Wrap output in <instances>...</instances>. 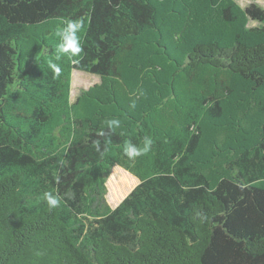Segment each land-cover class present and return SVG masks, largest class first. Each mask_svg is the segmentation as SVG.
<instances>
[{
	"label": "trees",
	"instance_id": "trees-1",
	"mask_svg": "<svg viewBox=\"0 0 264 264\" xmlns=\"http://www.w3.org/2000/svg\"><path fill=\"white\" fill-rule=\"evenodd\" d=\"M75 70L100 81L72 100ZM0 264H264V7L0 0Z\"/></svg>",
	"mask_w": 264,
	"mask_h": 264
},
{
	"label": "clouds",
	"instance_id": "clouds-1",
	"mask_svg": "<svg viewBox=\"0 0 264 264\" xmlns=\"http://www.w3.org/2000/svg\"><path fill=\"white\" fill-rule=\"evenodd\" d=\"M83 29V22L79 20H65L64 26L62 30L57 31L56 35L59 37V43L56 47V55L55 60L59 61L61 57H67L73 64L78 65L80 63L81 54L84 51L83 44L80 38L79 33ZM48 67L52 70L55 76H60L62 72L61 66L49 60ZM132 107H135V103L132 104ZM108 132H114L121 126V122L119 119L113 118L105 121ZM108 133L101 130L98 135L105 136ZM153 144V140L151 137L145 136L143 140V147H137L136 145L129 142L124 148V155L127 156L130 160H134L137 157L147 154L151 146ZM95 148L97 152H100V142H94ZM101 156H103V152H100ZM43 199L46 201L49 209L57 208L61 200L58 196L53 195L51 192L43 193Z\"/></svg>",
	"mask_w": 264,
	"mask_h": 264
},
{
	"label": "rangeland",
	"instance_id": "rangeland-1",
	"mask_svg": "<svg viewBox=\"0 0 264 264\" xmlns=\"http://www.w3.org/2000/svg\"><path fill=\"white\" fill-rule=\"evenodd\" d=\"M237 1L242 6H246L247 4L251 3L253 0H237ZM258 1H261L262 3H264V0H258ZM261 6H263V5H261ZM99 81H100V77L96 74H91L88 72L75 70L73 72V75H72V92H71L72 100H74L76 98V96L81 92V90L86 89V88L94 85L95 83H98ZM114 170L124 171L128 176H130V179H128V181L125 182L126 190H124V192L121 195L116 196L118 185H120V184L116 183V179H113L110 182V178L112 176V174H111V176L109 177V180H108V195H107L108 202H111V203L119 201L125 195L126 192L129 193L139 183V180L137 177H135L134 175H132L131 173H129L128 171H126L122 167L115 166L113 168L112 173L114 172ZM110 205L115 206L112 204H110Z\"/></svg>",
	"mask_w": 264,
	"mask_h": 264
},
{
	"label": "crops",
	"instance_id": "crops-1",
	"mask_svg": "<svg viewBox=\"0 0 264 264\" xmlns=\"http://www.w3.org/2000/svg\"><path fill=\"white\" fill-rule=\"evenodd\" d=\"M258 2V4H260V5H263L264 6V3H262L261 1H258V0H253L252 2ZM256 2V3H257ZM250 4V3H249ZM248 5V4H247ZM128 195V193L126 192L125 193V195L119 200V201H117V202H113V203H111V202H109L110 204H112V205H118L122 200H123V198H125L126 196ZM115 206H113V207H115Z\"/></svg>",
	"mask_w": 264,
	"mask_h": 264
}]
</instances>
